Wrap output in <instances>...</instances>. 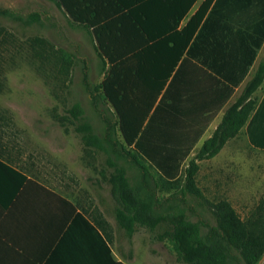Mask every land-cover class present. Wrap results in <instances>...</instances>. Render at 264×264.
Instances as JSON below:
<instances>
[{
    "label": "trees",
    "instance_id": "1",
    "mask_svg": "<svg viewBox=\"0 0 264 264\" xmlns=\"http://www.w3.org/2000/svg\"><path fill=\"white\" fill-rule=\"evenodd\" d=\"M56 1L74 23L91 31L95 48L109 67L102 94L118 116L116 127L125 144L151 162L164 179L175 181L183 162L249 74L264 43V29L258 36L250 32L243 38L232 29L234 22L223 21L241 9L236 0H216L208 14L214 1L209 0L183 27L182 21L196 0L187 5L184 0L180 5L172 0ZM47 46L56 54L54 45ZM263 83L264 61L243 95L226 111L214 135L203 144L200 159L217 155L246 125L251 144L264 150V107L257 110L253 100ZM74 106L69 116L81 125L88 122L90 130L76 132L87 148L109 157L100 163L109 172L101 174L102 181L112 185L113 195L129 210L126 215L116 206L115 219L128 228V235L136 222L147 227L163 219L167 209L159 203L153 184L138 188L119 166L122 148L111 141L109 122L100 135L83 107L79 103ZM0 114L8 113L0 108ZM8 121L0 118L5 125ZM166 146L175 151L162 154ZM190 171L188 179L192 178ZM182 208L177 217L185 235L175 248L185 264H240L237 251L246 264H258L263 258V214L259 213L258 223L248 226L250 220L243 221L229 203L221 202L223 232L217 233L216 240L208 237L206 224L191 222ZM257 208L264 210V199Z\"/></svg>",
    "mask_w": 264,
    "mask_h": 264
},
{
    "label": "rangeland",
    "instance_id": "2",
    "mask_svg": "<svg viewBox=\"0 0 264 264\" xmlns=\"http://www.w3.org/2000/svg\"><path fill=\"white\" fill-rule=\"evenodd\" d=\"M48 43L54 45L56 54L50 53ZM108 68L95 48L91 31L74 23L56 0H0V108L13 115L5 125V136L9 141L14 137L22 145L21 154L41 164L39 176L61 187L85 190L84 186L94 184L99 175V197L102 202L109 197L113 203L110 201L106 211H97L98 222L109 227L113 222L118 232L132 240L133 253H148L155 264H185L175 248L185 235L177 217L181 207L191 222L206 224L208 237L213 239L223 232L219 209L223 201L243 221L250 220L248 226L258 223L259 213L264 215V210L257 208L264 199V150L251 147L240 133L224 151L200 159L203 144L221 125L215 122L183 162L180 176L167 181L151 162L125 144L116 127L118 116L101 89ZM241 91L235 102L243 95ZM78 103L100 135L109 122L110 139L122 148L124 156H120L119 166L126 169L132 183L138 188L153 184L159 203L167 209L163 219L152 222L153 227L136 222L128 235V228L115 219L116 206L125 214L129 210L113 195L112 185L102 181L101 174L109 172L100 163L109 157L87 148L77 133L90 132L88 122L81 125L69 116ZM171 147L166 146L162 154H172L175 149ZM189 170L191 179L187 177ZM118 175L116 172L117 179ZM147 234L149 243L139 237ZM235 255L240 264H246L241 251ZM258 264H264V256Z\"/></svg>",
    "mask_w": 264,
    "mask_h": 264
},
{
    "label": "crops",
    "instance_id": "3",
    "mask_svg": "<svg viewBox=\"0 0 264 264\" xmlns=\"http://www.w3.org/2000/svg\"><path fill=\"white\" fill-rule=\"evenodd\" d=\"M179 1L171 2L179 4ZM208 1L196 0L181 27ZM189 2L184 0V5ZM215 2L210 4L208 14ZM236 3L241 9L233 18L226 17L223 21L234 22L232 29L243 38L248 37L247 33L250 32L259 35L264 29V0H236ZM262 61L264 43L249 74L235 88L233 96L212 121L209 129L215 122H221L235 102L238 91H243ZM255 97L258 99L257 110L261 111L264 107V85L255 93ZM1 117L11 119L13 115L0 114ZM7 128L0 122V264H155L150 254L133 253L132 240L118 232L113 222L112 227L99 224L95 214L109 208L110 201L113 203L109 197L105 198V202L101 201L99 175L91 186L83 185L85 190L48 182L37 174L41 164L21 154L22 145L14 137L12 141L7 139ZM242 134L245 135L246 143L254 147L249 139L248 125L242 129ZM139 237L149 243L148 234Z\"/></svg>",
    "mask_w": 264,
    "mask_h": 264
}]
</instances>
